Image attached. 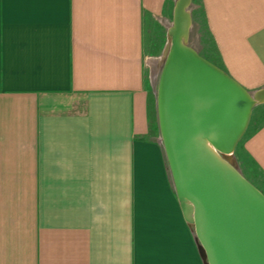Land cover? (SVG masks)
<instances>
[{
    "label": "crops",
    "instance_id": "1",
    "mask_svg": "<svg viewBox=\"0 0 264 264\" xmlns=\"http://www.w3.org/2000/svg\"><path fill=\"white\" fill-rule=\"evenodd\" d=\"M166 1L0 0V264H204L146 84ZM200 1L221 67L264 86V0ZM243 147L264 177V121Z\"/></svg>",
    "mask_w": 264,
    "mask_h": 264
},
{
    "label": "water",
    "instance_id": "2",
    "mask_svg": "<svg viewBox=\"0 0 264 264\" xmlns=\"http://www.w3.org/2000/svg\"><path fill=\"white\" fill-rule=\"evenodd\" d=\"M191 1L174 2L156 93L174 189L204 264H264V192L231 159L264 86L248 90L188 43Z\"/></svg>",
    "mask_w": 264,
    "mask_h": 264
},
{
    "label": "rangeland",
    "instance_id": "3",
    "mask_svg": "<svg viewBox=\"0 0 264 264\" xmlns=\"http://www.w3.org/2000/svg\"><path fill=\"white\" fill-rule=\"evenodd\" d=\"M174 2L175 0H167L162 14L157 16H149V18L146 17L145 26L143 29V60L145 67L146 84L155 106L156 113L157 82L159 73L163 66L164 51L170 39L168 34V27L172 22ZM190 11L192 16V23L187 38L188 43L195 47L203 56L221 66V59L215 46V42L209 33L201 1L192 0ZM263 121L264 102H259L253 106L247 127L243 135L237 142L234 152L231 155V159L238 170L244 176L255 183L256 186L258 185L259 187H261V189L264 190V177L256 168L243 147V140L245 135L256 125ZM156 131L161 145L163 146L159 126L157 127ZM193 233L195 235L194 230Z\"/></svg>",
    "mask_w": 264,
    "mask_h": 264
}]
</instances>
